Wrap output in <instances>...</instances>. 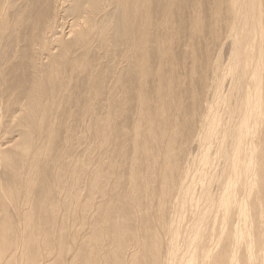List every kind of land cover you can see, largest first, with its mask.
Returning <instances> with one entry per match:
<instances>
[{
    "label": "bare ground",
    "instance_id": "bare-ground-1",
    "mask_svg": "<svg viewBox=\"0 0 264 264\" xmlns=\"http://www.w3.org/2000/svg\"><path fill=\"white\" fill-rule=\"evenodd\" d=\"M0 264H264V0H0Z\"/></svg>",
    "mask_w": 264,
    "mask_h": 264
},
{
    "label": "rangeland",
    "instance_id": "rangeland-1",
    "mask_svg": "<svg viewBox=\"0 0 264 264\" xmlns=\"http://www.w3.org/2000/svg\"><path fill=\"white\" fill-rule=\"evenodd\" d=\"M228 39H230V38H228ZM228 39H225L224 41H223V44H224V42H225V44L226 43H228V44H226L224 47L223 46H221V49H222V51H221V53L223 52V54H221V58H222V60H223V63L224 64H226V63H228V60H229V57H230V48H231V43H232V41L231 40H229L228 42H227V40ZM230 47H229V46ZM225 48V49H224ZM198 152V150H197V146H196V144L194 145V147L192 148V155H196L197 154V152ZM194 152H196V154L194 153Z\"/></svg>",
    "mask_w": 264,
    "mask_h": 264
}]
</instances>
